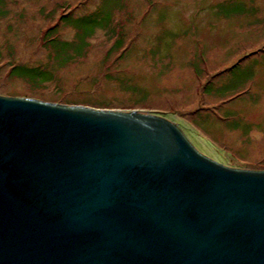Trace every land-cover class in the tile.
Here are the masks:
<instances>
[{
	"label": "water",
	"instance_id": "water-1",
	"mask_svg": "<svg viewBox=\"0 0 264 264\" xmlns=\"http://www.w3.org/2000/svg\"><path fill=\"white\" fill-rule=\"evenodd\" d=\"M0 264H264V171L161 113L0 97Z\"/></svg>",
	"mask_w": 264,
	"mask_h": 264
},
{
	"label": "rangeland",
	"instance_id": "rangeland-1",
	"mask_svg": "<svg viewBox=\"0 0 264 264\" xmlns=\"http://www.w3.org/2000/svg\"><path fill=\"white\" fill-rule=\"evenodd\" d=\"M102 11L111 21L62 65L50 41L79 36L66 18ZM0 97L161 113L215 162L264 171V0H0Z\"/></svg>",
	"mask_w": 264,
	"mask_h": 264
},
{
	"label": "trees",
	"instance_id": "trees-1",
	"mask_svg": "<svg viewBox=\"0 0 264 264\" xmlns=\"http://www.w3.org/2000/svg\"><path fill=\"white\" fill-rule=\"evenodd\" d=\"M104 12H95L92 15L77 18L74 20L66 18L67 21H69L71 25H73L78 30L79 36L74 44H72L71 42L57 41L56 39L50 41L52 42L51 44L55 46L54 49L56 55L57 57H60L62 65L71 62L75 58H82V53H84V47L87 44L88 38H90L92 33L97 28H101V25H104L105 23L111 21L112 11H109V14L108 12ZM70 49H72V51ZM11 73L17 78H28L45 83L51 81V74L46 71H42L41 69H29L21 66H16Z\"/></svg>",
	"mask_w": 264,
	"mask_h": 264
},
{
	"label": "bare ground",
	"instance_id": "bare-ground-1",
	"mask_svg": "<svg viewBox=\"0 0 264 264\" xmlns=\"http://www.w3.org/2000/svg\"><path fill=\"white\" fill-rule=\"evenodd\" d=\"M209 146H210V145H208L207 148L212 150V147H211V146L209 147Z\"/></svg>",
	"mask_w": 264,
	"mask_h": 264
}]
</instances>
